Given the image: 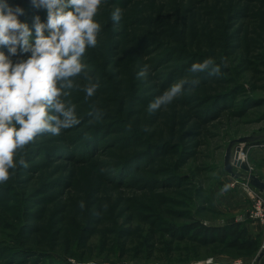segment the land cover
Masks as SVG:
<instances>
[{
  "label": "rangeland",
  "instance_id": "rangeland-1",
  "mask_svg": "<svg viewBox=\"0 0 264 264\" xmlns=\"http://www.w3.org/2000/svg\"><path fill=\"white\" fill-rule=\"evenodd\" d=\"M6 2L30 28L37 15L46 21L31 0ZM96 19L99 44L85 62L100 88L88 100L82 89L69 97L81 123L37 138L28 167L0 184V264H256L264 219L254 196L264 193L249 175L264 180V0H106ZM209 57L226 58L221 75L189 72ZM182 78L199 84L150 113ZM93 107L104 116L90 123ZM247 135L262 137L242 144L249 168L232 174L227 147ZM228 183L245 195L239 207L234 192L219 195ZM197 222H239L236 237L253 247L209 238Z\"/></svg>",
  "mask_w": 264,
  "mask_h": 264
},
{
  "label": "clouds",
  "instance_id": "clouds-1",
  "mask_svg": "<svg viewBox=\"0 0 264 264\" xmlns=\"http://www.w3.org/2000/svg\"><path fill=\"white\" fill-rule=\"evenodd\" d=\"M105 2L31 0L33 7L46 10V21L42 22L37 15L30 28L19 18L24 14L21 7L0 0V46L8 50V54L0 51V184L7 183L19 167H28L24 153L37 138L58 136L81 123L76 105L69 97L73 91L82 89L88 100L100 88L99 80L89 72L85 57L89 49L99 44L102 25L96 17ZM122 16L119 7L111 12L113 23H119ZM17 56L15 61L11 58ZM222 66H227L225 57L220 58L219 64L209 57L193 63L189 72L219 76ZM147 70L145 65L137 78H144ZM198 84L196 79H180L150 102L148 111L154 113L166 108L183 93L186 85L194 88ZM88 115L91 123L103 119L104 113L93 107ZM230 188L231 185H224L219 195ZM80 207H84L83 202ZM198 264H214V258Z\"/></svg>",
  "mask_w": 264,
  "mask_h": 264
},
{
  "label": "water",
  "instance_id": "water-1",
  "mask_svg": "<svg viewBox=\"0 0 264 264\" xmlns=\"http://www.w3.org/2000/svg\"><path fill=\"white\" fill-rule=\"evenodd\" d=\"M262 135H247L236 138L230 142L227 147L226 154H225V169L232 174H235L233 171V167L237 166L244 170H248L249 166L247 165L246 161L242 159L239 155V152L242 149V144L246 142H251L257 139H260ZM249 180L251 184L256 186L260 191L264 193V180L257 176L255 173H251L249 175ZM264 256V246L262 247L261 251L259 252L256 264H260L262 258Z\"/></svg>",
  "mask_w": 264,
  "mask_h": 264
},
{
  "label": "trees",
  "instance_id": "trees-1",
  "mask_svg": "<svg viewBox=\"0 0 264 264\" xmlns=\"http://www.w3.org/2000/svg\"><path fill=\"white\" fill-rule=\"evenodd\" d=\"M240 225L241 224L238 222L229 224L228 226H212L197 222L196 228L198 229V231L206 233L209 238L225 239V236L236 237ZM230 245L236 246L241 249H250L253 247L252 243L249 242V240H240L237 237L230 242Z\"/></svg>",
  "mask_w": 264,
  "mask_h": 264
},
{
  "label": "built area",
  "instance_id": "built-area-1",
  "mask_svg": "<svg viewBox=\"0 0 264 264\" xmlns=\"http://www.w3.org/2000/svg\"><path fill=\"white\" fill-rule=\"evenodd\" d=\"M263 149H264V146H263ZM240 156L242 157V159L245 160L243 153ZM253 213L256 218L258 217V218L264 219V198L258 195L257 193H255V196H254V212Z\"/></svg>",
  "mask_w": 264,
  "mask_h": 264
},
{
  "label": "crops",
  "instance_id": "crops-1",
  "mask_svg": "<svg viewBox=\"0 0 264 264\" xmlns=\"http://www.w3.org/2000/svg\"><path fill=\"white\" fill-rule=\"evenodd\" d=\"M238 169V168H237ZM233 176V175H232ZM229 184V183H228ZM230 185V184H229ZM233 188H230V191H232V192H234L233 190H232ZM244 194L242 193V191H241V193L240 192H234V193H232L230 196H229V199H230V201H231V204L233 203V206L234 207H239V204H240V201H243L244 200V198H245V195L243 196Z\"/></svg>",
  "mask_w": 264,
  "mask_h": 264
},
{
  "label": "bare ground",
  "instance_id": "bare-ground-1",
  "mask_svg": "<svg viewBox=\"0 0 264 264\" xmlns=\"http://www.w3.org/2000/svg\"><path fill=\"white\" fill-rule=\"evenodd\" d=\"M242 151L239 152V155H241ZM241 157V156H240ZM242 158V157H241ZM237 264V263H236Z\"/></svg>",
  "mask_w": 264,
  "mask_h": 264
}]
</instances>
